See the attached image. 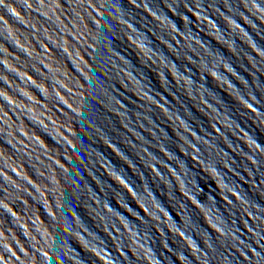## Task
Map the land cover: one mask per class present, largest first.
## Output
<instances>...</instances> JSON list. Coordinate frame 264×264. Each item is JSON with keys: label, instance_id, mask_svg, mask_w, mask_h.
Masks as SVG:
<instances>
[{"label": "water", "instance_id": "water-1", "mask_svg": "<svg viewBox=\"0 0 264 264\" xmlns=\"http://www.w3.org/2000/svg\"><path fill=\"white\" fill-rule=\"evenodd\" d=\"M0 264H264V0H0Z\"/></svg>", "mask_w": 264, "mask_h": 264}]
</instances>
